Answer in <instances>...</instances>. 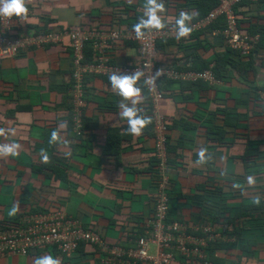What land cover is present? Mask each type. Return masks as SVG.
<instances>
[{
    "label": "crops",
    "instance_id": "obj_1",
    "mask_svg": "<svg viewBox=\"0 0 264 264\" xmlns=\"http://www.w3.org/2000/svg\"><path fill=\"white\" fill-rule=\"evenodd\" d=\"M196 1L163 0L165 11L160 15L165 26L160 29L177 31L181 12L191 17L188 25L198 22ZM146 3L26 0L27 17L14 19L12 35L22 38L79 27L107 31L109 26L134 31L128 19L137 24ZM239 18L250 33L253 27L259 29L254 36L260 44L249 58L229 55L242 74L228 65L226 76L218 79L221 85L168 83L157 107L169 122L168 174L174 184L170 219L189 224V236L202 237L197 225L206 221L218 226L217 238L205 250L211 264H264V1L243 4ZM203 43L194 49V44ZM227 49L205 32H199L198 39L188 34L160 42L157 62L184 73L192 71L198 53L200 63L208 62L214 71L217 55ZM87 53V61H94L92 47ZM108 56L118 65L139 62L137 46L126 42L112 47ZM74 85L67 40L61 46L0 60V129L5 130L0 144L20 145L16 155L0 157V225L25 213L61 209L98 230L108 243L128 248L144 233L155 205L153 106L137 83L138 115L150 122L140 135H133L126 131V118L119 115L123 98L109 78H88L80 136L71 118ZM13 204L19 205L14 214ZM45 255L58 264H102V256L90 245H83L71 262L49 248L3 256L0 264H35Z\"/></svg>",
    "mask_w": 264,
    "mask_h": 264
},
{
    "label": "built area",
    "instance_id": "obj_2",
    "mask_svg": "<svg viewBox=\"0 0 264 264\" xmlns=\"http://www.w3.org/2000/svg\"><path fill=\"white\" fill-rule=\"evenodd\" d=\"M261 0H218V6L202 20L190 24L192 34L205 31L217 37L222 44L239 52L243 57L253 55L259 43L240 25L236 12L247 2L257 4ZM13 17L0 16V60L17 58L32 49L47 46H61L66 40L72 55L74 94L72 99V121L74 132L83 136L86 108V80L92 77H106L118 74H133L136 70L143 75L137 81L146 90L153 106L155 156L159 164V182L156 185L153 215L145 224L144 233L133 240L128 248L108 243L101 233L85 227L78 217H71L61 209L41 213H25L18 223L0 225V257L29 255L48 248L71 256L82 242L90 245L99 254H108L105 264H211L205 250L217 238L213 222L206 221L197 228L202 237L189 236L190 225L170 219L171 181L168 174L169 122L158 111V104L164 98V87L172 82H205L211 86L221 85L213 69L205 72H178L157 62L158 44L177 37L176 29H143L137 36L130 30L88 31L71 28L53 33H40L19 38L12 35ZM137 46L139 62L135 64H113L109 50L118 43ZM92 46L95 60L87 61L86 48ZM159 73V74H157ZM154 78V79H151ZM264 100V95L262 96ZM152 248H154L152 252Z\"/></svg>",
    "mask_w": 264,
    "mask_h": 264
},
{
    "label": "clouds",
    "instance_id": "obj_3",
    "mask_svg": "<svg viewBox=\"0 0 264 264\" xmlns=\"http://www.w3.org/2000/svg\"><path fill=\"white\" fill-rule=\"evenodd\" d=\"M165 11L163 0H147L145 5L144 15L139 19L138 23L134 25V29L137 36L143 35V29L149 28H163L165 26L161 19V12ZM28 8L26 6V0H0V16L4 17H17L26 18ZM188 13L181 12L179 18L176 20L177 25V37L186 36L191 32L187 21L190 20ZM159 74V73H157ZM143 75L141 71H135L133 74H118L113 72L109 76V81L113 89L117 90L119 96L123 99L120 102L119 107L122 111L119 115L126 118L128 128L126 131L133 135H140L143 128L150 122V118L138 115L140 109L136 106L140 100L141 88L137 85V81ZM154 79V78H151ZM125 101H129L126 103ZM5 130L0 129V134ZM7 131L11 132L12 129ZM52 138H57V133H52ZM20 145L16 143L0 144V157L14 156L17 153ZM201 159L204 158V152H200ZM47 159V157H45ZM19 209L18 204H13L10 212L16 213ZM35 264H58V261L51 255H45L38 257Z\"/></svg>",
    "mask_w": 264,
    "mask_h": 264
},
{
    "label": "trees",
    "instance_id": "obj_4",
    "mask_svg": "<svg viewBox=\"0 0 264 264\" xmlns=\"http://www.w3.org/2000/svg\"><path fill=\"white\" fill-rule=\"evenodd\" d=\"M262 1H264V0H262ZM193 3H195L196 5V8L200 11V18H199V20H202L204 17H207L213 10H214V8H216L217 6H218V0H197L196 2H193ZM245 3H247V2H244V4ZM16 17L14 16V19H15ZM198 20V21H199ZM14 21V20H13ZM128 21H131V23L130 24H132L130 27L131 28H134V25H135V20H133V18H129L128 19ZM132 21H133V23H132ZM240 21V20H239ZM240 25H241V22H240ZM79 29H83V28H80L79 27ZM113 29V27L112 26H109V27H107V30H112ZM96 31H100V30H97V29H95ZM252 32H251V34L254 36L255 34H254V32H255V30L256 31H258L259 29H257L256 27H253L252 29ZM135 31V30H134ZM199 32L200 33H207V30H205V31H196V32H193L192 34H190V35H193L194 34V39H198V36H199ZM263 36H264V34H263ZM121 44H123V43H121ZM120 43H118V44H116V45H114L113 47H119L120 45H121ZM202 45L204 46V43L203 44H197V45H195L194 44V49L195 48H197V47H200L199 49H201V47H202ZM258 46H260V44L258 45ZM89 47H92V46H88L87 48H86V57H87V60L89 59V57H88V53H87V51H88V49H89ZM199 49H197V50H199ZM205 50H207V49H205ZM71 52V51H70ZM231 53H237V54H239V52H237V51H235V50H232V49H227V53H225L224 55H222V54H218L217 55V58H216V63H217V68L214 70V73H215V75L218 77V79L219 78H223L224 76H226V74L228 73V68H229V66H231L232 68H234V69H236L238 72H239V74H242V72H241V69L238 67V64L239 63H237V62H235L233 59H228V57H229V55L231 54ZM94 54V53H93ZM94 56H95V54H94ZM194 60H195V62H194V65H192L191 67L193 68V69H191L192 71H190V72H197V73H201V72H205V71H207L208 69H210V64L208 63V62H205V63H200V61H201V57L199 56V54L198 53H195L194 54ZM92 61V60H91ZM91 61H89V62H91ZM209 64V65H208ZM229 65V66H228ZM166 87H164V89H165ZM166 90V89H165ZM166 92V91H165ZM151 115H152V112H151ZM71 118H72V115H71ZM153 118V117H152ZM84 126H85V123H84ZM85 128V127H84ZM83 133H84V129H83ZM153 134H154V120H153ZM116 153H118V151L116 152ZM155 158V168H156V175L158 176V182H159V175H158V173H159V170H158V164H159V161H158V159H157V157L155 156L154 157ZM169 158V157H168ZM168 164H169V167H170V164H171V162H170V159H168ZM157 182V183H158ZM171 183H172V185H171V188H170V192H171V194H170V197H171V199H172V195L174 194V184H173V179H172V181H171ZM48 209H46V210H42V212H45V211H47ZM23 215H21L20 216V218L22 217ZM20 218L17 220V221H9V222H3L1 225H4V224H15V223H18L19 222V220H20ZM217 223V222H216ZM81 246L75 251V253L74 254H72L71 256H66V255H64V254H62L63 256H64V258H65V260L67 261V262H71L73 259H74V256H75V254L77 253V252H79L80 250H81V247H83V245H86V243L85 242H82L81 244H80ZM49 249V248H48ZM47 250V249H46ZM43 251V250H42ZM96 251V250H95ZM97 252V251H96ZM98 253V252H97ZM101 256H102V259H101V262H102V264H105V261L107 260V258H108V254H100Z\"/></svg>",
    "mask_w": 264,
    "mask_h": 264
},
{
    "label": "rangeland",
    "instance_id": "obj_5",
    "mask_svg": "<svg viewBox=\"0 0 264 264\" xmlns=\"http://www.w3.org/2000/svg\"><path fill=\"white\" fill-rule=\"evenodd\" d=\"M240 7H241V6H240ZM239 10H240V8H238V9L236 10V12H237L238 16H239ZM239 20H240V18H239ZM89 200H92V199L90 198ZM89 200H88V201H89ZM136 206H137V204L135 205V207H134V208H136ZM171 207H172V204H171ZM109 235L113 236V235H114V233L110 232V233H109Z\"/></svg>",
    "mask_w": 264,
    "mask_h": 264
}]
</instances>
